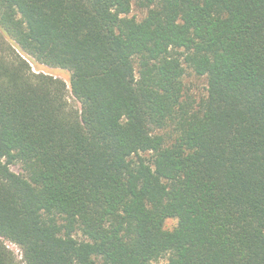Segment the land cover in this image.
Here are the masks:
<instances>
[{"label": "trees", "instance_id": "1", "mask_svg": "<svg viewBox=\"0 0 264 264\" xmlns=\"http://www.w3.org/2000/svg\"><path fill=\"white\" fill-rule=\"evenodd\" d=\"M0 264H264V0H0Z\"/></svg>", "mask_w": 264, "mask_h": 264}, {"label": "rangeland", "instance_id": "2", "mask_svg": "<svg viewBox=\"0 0 264 264\" xmlns=\"http://www.w3.org/2000/svg\"><path fill=\"white\" fill-rule=\"evenodd\" d=\"M145 12L140 11L136 7L132 8L131 13L129 14V17H136L137 19H141L144 16ZM46 74L54 75L57 78H60L64 80L67 84H69L68 75L66 72L61 71L59 69H46ZM184 84L187 92L194 95L196 98H201L206 95V88H207V81L204 77H198L194 75L191 71H187L185 77H184ZM12 171L15 173L20 174L21 170L18 166H12ZM177 220L175 219H168L164 223V228L166 230H172L176 227ZM8 248L17 256V259L20 261L22 259V254L20 252V249L9 242H5Z\"/></svg>", "mask_w": 264, "mask_h": 264}]
</instances>
